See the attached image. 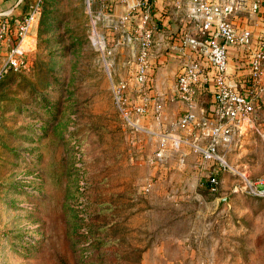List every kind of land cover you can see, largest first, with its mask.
<instances>
[{"label":"rangeland","instance_id":"obj_1","mask_svg":"<svg viewBox=\"0 0 264 264\" xmlns=\"http://www.w3.org/2000/svg\"><path fill=\"white\" fill-rule=\"evenodd\" d=\"M32 1L10 12L14 29ZM130 1L44 0L34 46L0 76V264H156L154 243L170 253L190 231L200 264H264V195L246 186L264 177V106L222 146L217 190L176 176V157L156 163L164 131L114 92L121 80L135 90L138 34L156 25Z\"/></svg>","mask_w":264,"mask_h":264},{"label":"built area","instance_id":"obj_2","mask_svg":"<svg viewBox=\"0 0 264 264\" xmlns=\"http://www.w3.org/2000/svg\"><path fill=\"white\" fill-rule=\"evenodd\" d=\"M22 1L17 0L15 3L18 5ZM2 3L3 0H0V6ZM142 3L148 18L153 9L152 2L143 0ZM16 5L0 7V45L3 42L11 43L0 66V76L9 68L19 69L23 63L22 56L28 49L23 47L24 40L31 36L38 26L44 0H33L23 19L15 22L14 29L9 15L14 12ZM178 5L185 8L187 22L196 29L193 32L185 27L179 35L184 49L192 52L183 62L177 76V92L188 104L179 123L188 128L199 129V138L204 141L170 136L167 132H161L154 159L156 162H163L172 147L180 153V162L183 163L181 144L185 142L200 154V165L206 168L204 176L210 184V189L214 191L218 189L220 171L229 165L221 151L222 146L233 142L236 134L242 129L255 126L257 106H264V0H181ZM251 20H254V23ZM252 24H257L258 28ZM13 36L17 37L16 44H12ZM138 37L140 50L133 79L137 88L147 91L148 58L154 41V30L145 26ZM32 41L33 39L29 43ZM232 46L238 47V66L235 68V73L240 78L238 81L231 79ZM208 63L212 66V77L208 74ZM204 87H208L213 93V120L207 117L199 119L193 109L196 94ZM130 90V80H121L114 87L115 96L124 113L128 117L134 110L145 114L146 104L132 105ZM163 107L161 101H155L153 104V114L156 118L161 117ZM170 137L171 146L168 141ZM246 186L250 193L264 195V177L258 180L248 179ZM191 264L200 262L194 260Z\"/></svg>","mask_w":264,"mask_h":264},{"label":"crops","instance_id":"obj_3","mask_svg":"<svg viewBox=\"0 0 264 264\" xmlns=\"http://www.w3.org/2000/svg\"><path fill=\"white\" fill-rule=\"evenodd\" d=\"M8 1L9 0L3 2L1 6L4 7L9 5ZM180 1L181 0H151L153 5L152 14L154 16V22L156 23V25L154 29V41L150 49L148 58V90H140L139 88H137L138 86H136L135 90L132 88L130 90V101L132 102V105L146 104L147 111L145 114H139L134 110L132 111V114L136 116L139 115V120H143V118L151 120L154 126H157L159 129L167 132L170 136L188 137L190 139H198L199 141H204V139L199 138V129L188 128L179 123V119L188 107V104L179 96L177 92V76L183 62L192 55V52L190 50H185L181 45L179 41V35L185 27L189 28L193 32L196 31L195 27L190 22H187L185 8L178 5ZM118 8L122 9V7L120 6H118ZM252 25L258 28L257 24ZM4 43L5 42H3L2 44L4 45ZM2 44L0 45V65L4 59L2 55ZM31 46H34L33 41L32 43H30V46H28V49L31 48ZM237 57L238 47L232 46L230 48V70L231 79L235 81H238L240 79L235 73L234 67ZM262 82L264 83V75L262 77ZM207 89L209 88L204 87L198 90L193 109L199 119L207 117L210 120H213L214 101L210 102V100L203 99V96L207 94ZM210 99L214 100V98ZM155 101H161L164 105L162 115L159 119L156 118L153 114V104L155 103ZM171 140L172 137L168 139L170 146ZM188 146V144L182 142L181 151L184 153L183 164L185 166V170L181 172L174 171L175 175H179L180 177L184 178L186 182L190 181L194 184H197L200 188H203L205 187L204 180L207 181V178H204L206 168L200 165V154L197 151L193 150L190 146L189 147L191 149L188 148ZM173 157H176V165L178 163H182L180 162V153L170 147L166 159L171 160L173 159ZM160 178L161 177L159 175L158 180H160ZM151 185L152 182H149L148 185L145 186V188L150 189ZM199 194L203 197V194L201 192ZM219 197L221 196L216 197L217 201ZM203 200L205 201V198ZM167 235L169 236L168 230L165 232L163 237L165 238ZM196 235L197 234L191 231L190 233L179 236L170 235L177 241V247L174 251L170 253L164 251L165 246L163 242L160 244L154 243V247H150L148 251L145 252V256L148 259H150L151 256L152 258H155L154 260H151L156 264H163V261H165V264H188L192 260L199 259L200 256V247H198V245L195 248L191 246L192 242H196V239L199 240L198 236L197 238H195ZM200 240L202 239L200 238Z\"/></svg>","mask_w":264,"mask_h":264},{"label":"trees","instance_id":"obj_4","mask_svg":"<svg viewBox=\"0 0 264 264\" xmlns=\"http://www.w3.org/2000/svg\"><path fill=\"white\" fill-rule=\"evenodd\" d=\"M149 1H151V0H149ZM44 6V5H43ZM42 14H43V12H42ZM41 17H42V15H41ZM40 20H41V18H40ZM40 22V21H39ZM18 42V40H17V37L16 36H13V41H12V44H16ZM208 74L212 77L213 76V70H212V66L208 63Z\"/></svg>","mask_w":264,"mask_h":264},{"label":"water","instance_id":"obj_5","mask_svg":"<svg viewBox=\"0 0 264 264\" xmlns=\"http://www.w3.org/2000/svg\"><path fill=\"white\" fill-rule=\"evenodd\" d=\"M229 201V196H221L218 198L219 205H222L224 201Z\"/></svg>","mask_w":264,"mask_h":264}]
</instances>
